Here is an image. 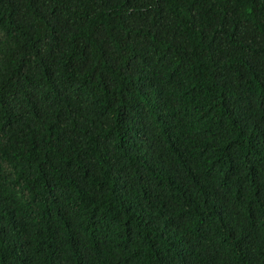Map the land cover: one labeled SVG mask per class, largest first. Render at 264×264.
I'll use <instances>...</instances> for the list:
<instances>
[{"label": "trees", "instance_id": "1", "mask_svg": "<svg viewBox=\"0 0 264 264\" xmlns=\"http://www.w3.org/2000/svg\"><path fill=\"white\" fill-rule=\"evenodd\" d=\"M0 264H264V0H0Z\"/></svg>", "mask_w": 264, "mask_h": 264}]
</instances>
